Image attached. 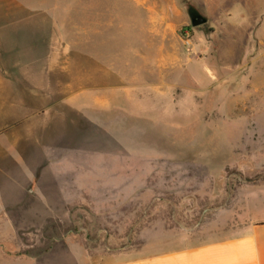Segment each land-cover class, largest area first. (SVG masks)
<instances>
[{"label":"rangeland","instance_id":"1","mask_svg":"<svg viewBox=\"0 0 264 264\" xmlns=\"http://www.w3.org/2000/svg\"><path fill=\"white\" fill-rule=\"evenodd\" d=\"M27 1L56 5L72 53L57 71L32 42L0 57V264L240 231L264 197V0Z\"/></svg>","mask_w":264,"mask_h":264},{"label":"crops","instance_id":"2","mask_svg":"<svg viewBox=\"0 0 264 264\" xmlns=\"http://www.w3.org/2000/svg\"><path fill=\"white\" fill-rule=\"evenodd\" d=\"M28 8L33 9L28 6L27 0H0V57L8 52L9 42L17 46L19 42H32V45L22 46L47 56L49 59L45 66L50 67V71H57L59 42H63L61 56L72 53L65 43L70 40L66 26L54 15L55 4L43 11H27ZM247 215L248 222L229 238L199 245H182L181 248L157 254L125 256V259L111 264H264L263 196L258 199L251 196ZM184 239L182 237V241Z\"/></svg>","mask_w":264,"mask_h":264},{"label":"water","instance_id":"3","mask_svg":"<svg viewBox=\"0 0 264 264\" xmlns=\"http://www.w3.org/2000/svg\"><path fill=\"white\" fill-rule=\"evenodd\" d=\"M189 16L193 27L203 26L208 23V19L194 9H189Z\"/></svg>","mask_w":264,"mask_h":264}]
</instances>
